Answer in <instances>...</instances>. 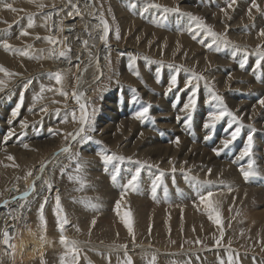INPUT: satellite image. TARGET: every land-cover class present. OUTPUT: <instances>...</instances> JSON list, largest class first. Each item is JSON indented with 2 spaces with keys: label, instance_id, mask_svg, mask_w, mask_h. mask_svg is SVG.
<instances>
[{
  "label": "rangeland",
  "instance_id": "1",
  "mask_svg": "<svg viewBox=\"0 0 264 264\" xmlns=\"http://www.w3.org/2000/svg\"><path fill=\"white\" fill-rule=\"evenodd\" d=\"M24 1V5L18 6V14L14 17L12 23L4 21V24L0 26V42L6 41L8 44L10 42L12 46L11 49L6 51L2 43H0V51L11 57V62L18 65L14 70V68L7 67L0 63V65L6 68L10 73H13L11 76H5L3 72H0V80L5 81V88L8 87L7 85H9L10 81H13V79L15 80L18 77H23L22 72H17L18 69L28 70L27 68L29 67L34 68L43 66L41 64H43L46 51H52L53 48L56 50L58 45L63 44L62 39L67 35L64 31L66 19L62 16L64 12L62 9L64 7L62 5H64L67 0ZM216 1L218 3H216ZM6 2L7 0H0V6H3ZM227 2V0L90 1L92 6L96 8L98 14L103 15L108 20L111 28V35L108 38L110 45L106 49V59L104 60L106 74L101 78L99 77L100 79L95 83L91 93H89L88 106L91 110V115L89 113L91 126L89 127V124H85V131L77 136L75 140H72V129L79 123V117L81 115L77 99L73 95V93H76L75 85L78 82L74 71H70L67 74L60 73L63 77L60 84H57L53 78L54 74L59 73L58 71L51 69V74L45 71L43 73L38 72L35 76L31 75V77L28 76L24 77V79H19L16 85L13 86L14 88L5 92H0V141L3 137H7L6 141H2L3 144L0 145V152L3 153L0 154V204L3 199L7 198L5 194L8 192L10 186L25 182L29 173L33 172L32 170L36 163L44 161V158H47L55 149L66 144V142H70L72 150L65 154L63 164L53 170L52 179L59 187L58 195L60 197V204L65 212L64 215H66L68 219V223L64 226L63 235L69 241L75 240L78 243V264H125L128 257L131 258L132 264H150L154 256L152 251H143L142 253L139 252L137 255L132 256L131 252L124 253V251L120 249L121 247L130 249L129 246L136 242V245L150 243L158 247L157 249L162 254L158 255V260L155 258L154 264H221V261H223L224 264H228L229 255L233 257L236 264H244L245 261H242V259L250 260V264H264V235H262L261 231L255 233L252 228L245 224L242 215L238 213V205L236 206L238 203L225 205L221 198L212 197L219 207L221 215V223L219 225L213 223L208 218L201 204L190 203L182 207L181 205L173 207L172 204L176 203L177 200L179 201V198H181L186 191L188 192V189L184 190L185 192L181 189L184 187L188 188V185L186 183L178 184L175 177L189 173L193 175L195 172L193 170L195 164L185 163L178 168V164L182 162H175L169 170L164 171L162 167L155 165L153 156L146 155L145 157L143 154L130 150L133 145H137L138 150L144 152L149 146L148 139H141V136L131 138L130 130L120 129L118 130V136L121 139L119 141H114L115 131L104 128L107 121L109 122L111 104L117 100V113L118 115L120 114L119 116H121V118L133 117L134 124L137 128L138 126H142L143 128L150 129L156 135L157 141L159 140L161 143L170 144L174 139L176 141L177 137L176 135L174 136L175 133L173 132L178 129L184 132L186 131L184 137L187 142L192 140L190 141L191 144L196 143L197 146L200 145L198 147H216V143H218L219 146L221 145V151H217V153L221 154L217 155L216 153V155H212V157L214 156L213 158L219 162L224 160L225 162H233L232 164H238L239 166H248L244 164H249V161L251 162L254 159L260 163L256 165L252 163L255 171L256 169L258 170L256 172L258 174L252 176L253 178L249 177L250 181L247 179L245 183L251 186L255 184L254 187H261L264 189V172L262 173V171H264V146L259 149H254L253 146L252 152H250L249 155L250 157L245 156L241 159V153L245 149L244 147L247 146L249 133L251 137L254 136L253 138L257 140L260 139L259 141L263 142L261 143L263 145L264 132L256 129L250 124L249 115L245 117V122L241 119H236L238 114L237 112L234 113L232 107H229L230 104L228 102V96L232 97L230 92L233 89L231 86L221 88V85L218 84L217 78L215 77L219 63H215L209 67H203L192 57V50L196 47H199V52H208V54L211 52V55L214 54V57L217 56L216 58L221 55V58L224 59V55L226 58V54L229 52L230 63L232 64H230V67L239 65L241 68L240 65L243 64L244 70L249 69L252 65V50L256 52L258 56L257 59H260V52H264V40L259 44H255L256 46L254 44H252V46L249 45L251 48L243 47V45H240V43L231 36L230 31L232 27L228 30L225 26L226 23H235L237 20L243 18L242 12L239 14H237V12L240 11V5H245V2H249V0H235V3L231 6L232 10L223 18L224 20L222 22L210 20L203 14V9L205 7L210 10H219L222 7L225 8L228 6L229 4L225 5ZM41 5H43V7H40ZM155 5H160V7H155ZM256 5L258 4L256 3ZM118 6L122 7V11L118 9ZM195 6L199 8L195 9ZM177 7L179 8V12L165 11L166 8L172 9ZM251 8L252 10L256 9V13L254 17L251 12L248 13L244 20L249 23H252V21L261 14H264L263 4H259L258 8L253 6H251ZM184 13H191L192 16L200 18L206 27H198L197 22L192 20L189 16L184 15ZM216 14L222 16L224 12H218ZM49 16L51 19H48ZM29 18L34 25L31 28L28 27ZM22 21H24V25ZM76 22L77 26H81V18H77ZM55 24H57L58 28L56 26L54 27ZM22 25L27 28L25 31L29 33L26 35L27 42H25L27 50L23 49L29 52V56H22L19 54L17 49L20 50L22 46L21 48L15 47V41L8 42V40H11L21 30L20 28L23 27ZM208 28L216 33L217 37H221L222 39H217V37L210 35L207 30ZM117 30L119 32V38H117ZM74 31H76V28H74ZM53 33H56V36ZM49 36H51L56 43H49V41L45 39ZM93 36L94 39H89L90 46L83 43L81 48L86 50L94 48L97 37L95 38V33ZM66 40H76V45H79L81 41L80 36L70 37L69 39H65V41ZM225 41L227 43H225ZM150 67H156L157 69H150ZM92 68L96 69V66L93 65ZM263 69L264 60L260 61V67L256 65L253 69L256 73L255 75L258 76V80L261 79L260 81L263 80L264 74L260 72L263 71ZM223 70L228 71L229 69L224 68ZM193 74H195V77H202V79H196ZM173 76L176 77L175 85L171 84ZM42 88L44 89L43 92L41 91ZM61 92L67 95H62ZM130 92H132V97L128 98ZM235 92L237 93V91ZM193 93H195L194 96ZM213 94L222 99L223 105L212 98ZM145 95L147 98H145ZM190 97L196 100V105L194 109L186 110L184 108L185 105L189 103ZM247 98L246 95H238V99L234 98V100L238 102L240 100L250 101ZM128 103L130 104L128 105ZM6 104L9 105V107ZM18 104L20 107L17 115L13 117V112L17 110ZM128 106H136L134 113ZM145 106H149L148 118L143 120L136 119L135 114ZM224 106L233 114L235 119H233V116L225 115L222 119L216 121L214 126H204L206 125L205 120L210 117L209 115L223 110ZM167 107L168 109H166ZM235 110H238V108H235ZM73 112H75V120H73L72 117ZM65 116H67V121H65ZM211 123L212 122L207 125H211ZM24 124L26 126H22ZM179 127H181V129ZM183 127L184 129H182ZM237 128L240 129L239 135L235 140H232V129L234 132ZM50 129L51 131H49ZM203 130L205 132H203ZM209 130H212V133H210ZM190 132L191 134H189ZM3 133H5V135ZM10 133L11 135H9ZM194 133H196L197 138ZM155 135L151 136L154 138ZM170 135L174 136V139L170 140ZM56 136H60L58 141H56ZM226 136L230 137L228 138ZM216 138L219 139L218 142L215 141ZM226 139L232 141L227 147L223 144V141ZM25 145H27V147H25ZM19 151L25 153L35 151L36 159L31 161L32 156L26 155L30 160L23 162L17 157ZM104 155L117 158L122 157L123 159H113L111 162L106 163L102 159ZM9 156L13 157V159H8ZM181 156H183V153L178 152L175 158L179 159ZM164 159H167V157H164ZM240 160L243 161V163ZM78 165L80 166V171H77ZM93 165L98 168L97 171L92 170ZM189 167H191V169ZM117 169H119L118 175L116 172ZM137 169L140 171L137 189H129L126 191L125 185H127L128 180L135 174ZM173 169L175 170L173 171ZM113 175H117L115 181L112 180ZM77 176L83 181V187L75 179H69V177ZM194 176L197 178L196 180L204 182L211 181V183L218 184L220 188H223V186L225 188L226 186L224 183L218 182L223 180L219 176L212 178V176L207 174L205 177L198 172H195ZM202 177L206 179L202 180ZM143 178H145V181ZM257 178L260 179L258 180ZM183 184L184 187L182 186ZM102 185H104L103 195L99 193L100 190L103 189ZM154 185L155 192H153ZM111 186L117 187L118 190H123L119 192V195L127 194V196L136 198L146 196L153 202L160 203V206L166 205V208H149L140 213L139 209H136L133 203L130 202V200H133L132 198L128 197L126 199L122 197V199L119 198L113 201L111 205L112 210L110 211L107 204L108 197L106 189H112ZM146 191L149 192L146 193ZM9 192L12 193L11 191ZM122 192L125 193L122 194ZM164 192H168V194L172 196L170 197L167 193V195L164 194ZM187 192L184 196H187ZM117 201L121 203L120 214L121 212H131L133 210L131 213L133 229L131 234L122 222L121 216L117 214L115 204ZM31 204L34 205V202ZM41 204L44 205L43 198L39 200L38 205L35 207V211L31 213L33 218H31L32 221L28 227L37 239L40 237L38 241H43V245H48V251H44V256L47 257L48 260L47 264H60V257L65 252V245L61 243V232L57 226L55 211L56 197L50 198L47 207L48 210L45 207L43 208L46 224L42 223L40 219ZM127 204L131 205L129 206ZM16 207L17 206H13L12 208L15 209ZM3 209L4 208H0V211ZM137 211H139V213H136ZM189 211H191V213ZM20 212H22V210H20ZM160 214L164 217H162L164 223H162L163 221ZM102 215H107L108 222L106 221V223L110 224V226L104 227L103 224H101L102 222L100 223V219L103 218ZM147 217H149V219ZM144 218H146L145 222L142 221ZM139 220L140 222H138ZM234 227H237V229L235 230ZM35 228L37 229L35 230ZM247 229H249L248 232ZM37 230H39L40 233H38L39 231ZM221 232H223V236H221ZM217 240L220 241L219 244H217ZM233 243L235 245H233ZM86 246H89V248ZM2 247L0 253L5 260L8 251L6 246L4 247L3 245ZM213 248H216L215 251H213ZM213 252L216 254V257L213 259H207L203 256ZM40 263L39 260H35V262L31 264Z\"/></svg>",
  "mask_w": 264,
  "mask_h": 264
},
{
  "label": "bare ground",
  "instance_id": "2",
  "mask_svg": "<svg viewBox=\"0 0 264 264\" xmlns=\"http://www.w3.org/2000/svg\"><path fill=\"white\" fill-rule=\"evenodd\" d=\"M14 1L13 0H7L6 3L12 4L13 8H15L16 10H17V8H18L19 5H24L25 4V1L24 0H19V1H15V2ZM90 1H92V0H67L66 3L64 5H62L65 8V9L62 8L64 10V12L62 13L63 14L62 16H63V18L66 19L65 28L64 27H62V28H64V31L67 33V35L65 37L63 36L64 37L62 39L63 40V44H60V45L57 46L58 48L56 49V52L58 54L59 51H63L65 49H70L71 51H70L69 55H70L71 59L70 60H66V59H64L62 57L57 58L56 56H50L51 51H46V54L44 55L45 57H44V60H43V64H41L43 66H40V67L37 66V67H34V68L29 67V68H27L28 70H26V69H20L22 71H20L18 69L17 72H22V74H23L22 76L23 77H18L15 80L13 79V81H10L9 85H7L8 87H6V88L4 87L5 89L3 91H0V92H5V91H7L9 89L14 88L13 86L16 85V83H17V81L19 79H24V77H28V76L31 77V75L32 76H35V74L38 73V72H40V73L42 72L43 73L45 71V72H49L50 73L51 69H53V70L58 71L61 74H67L70 71H74V74H75V76L77 77V80H78V82L75 85L76 86V95L78 96L80 93H83V96L80 98V103H83L86 106L87 112L90 113L91 110H90V107L88 106V101H89V97H90V94L89 93H91V90L95 86V83H97L98 80L103 75L106 74V69L104 68V63H105L104 60L106 59V49L110 45V42H109V39L108 38L111 35L110 24H109L108 20L103 16L104 20L107 21V23L109 25V33H108V37H107V43H105L102 39H100V37L103 35V24L100 21V16L101 15L98 14V12L96 11V8L94 6H92V4L90 3ZM227 1L228 2L225 5H228L231 2V0H227ZM251 2H252V0H249V2H245V5H243V4L240 5V11L237 12V14H239L240 12H242V16H243L242 19L237 20L235 23H226V25H225L228 28V30L232 27V29L230 31L231 32L230 33L231 36H233L237 40V42L240 43V45H243V47H250L249 45L252 46V44H254V45L255 44H259L260 42H263V40H264V36H262L260 34L262 31H264V14H261L258 17L256 16L257 18H255V19L253 18L254 20L252 21V23L246 22L244 20V19H246V16L248 15V13L251 12V14L253 15V17H254V14L256 13V9H253L252 10V8H251V6H252V3ZM216 3H218V2L216 1ZM255 3H257L258 5L259 4H263L264 5V0H255ZM73 4L76 5L75 8L72 7ZM205 5H206V3H205ZM121 8L122 7L118 6V9L119 10H121ZM194 8L197 9L199 7L195 6ZM231 10H232V7H228V6H226L225 8L222 7L219 10L218 9L210 10L209 8L205 7L203 9V14L206 15L210 20H213L215 22H222L224 20L223 18ZM58 11H59V9H58ZM59 12H55V13H59ZM218 12H224V14L222 16H219L218 14H216ZM17 14H18V10L15 11V12H13L10 9L5 8L4 7V4H3V6H0V26H2L4 24V21L7 22V23H10V22L12 23V21L14 20V17ZM137 14H139V13H137ZM25 18H27V17H25ZM77 18H81V22H82L81 23V26H77V22H76L77 21ZM52 19L54 20V17L53 16H52ZM22 20H23V18H22ZM62 20H64V19H62ZM22 22H23V25H24L25 24L24 21H22ZM55 26L57 27V24H55L54 27ZM74 28H76V31H74ZM20 29L21 30L11 40H8V42L9 41H15V43H16L15 44V47L21 48V46H22V48H21L22 50L21 49L20 50L21 51H24L23 49L27 50L26 49V43H25V42H27L26 41L27 40V37L26 36H22L21 35V32L22 31H25V29H27V28L25 26H23ZM57 33H59V32H57ZM94 33H95V38L97 37L96 40H95V47L92 48V49H90V50H86L84 48H81V45L85 41H87V46H90L89 45V39H91V40L94 39V36H93ZM53 34L55 35L56 33H53ZM17 36H19V37H17ZM75 36H80V40L81 41H80L79 45H76V40H68V41L66 40L65 41V39H69L70 37L72 38V37H75ZM9 44H10V42H9ZM203 51H205V50H203ZM192 54H193L192 55L193 59H195L197 61V63L199 65L203 66V67H209V66L214 65L215 63H219L218 70H217V74H216V76L215 75L214 76L217 78L218 84L221 85L220 87L221 88H227V87L231 86L233 90H231L230 95L232 97L238 99V95L239 96L246 95L248 97L247 99L250 100V101H241L240 100L238 102V101L234 100V98L229 97L227 95L228 96V102L230 104L229 107H232V110H234V113L237 112V114H238V115L235 114V115H237L236 116V119L237 120L238 119H241L242 121L245 122L246 121L245 120V117L249 115L250 124H252L256 129L264 132V105H262L260 103V100H264V76H263V80L262 81H260L261 79L258 80V78H257L258 76L255 75L256 73L253 70L256 67L257 61H258V59H257L258 56H257L256 52L253 51V50L251 51V56H252L251 63H252V65L250 63L251 67L248 66L249 69H247V70H244L243 67L240 68L239 65H235V66H231L230 67V64L231 63H230V53L229 52L227 54L225 53L227 59L225 58V55H224V59H223V58H221V55L218 58H216L217 56L214 57L213 56L214 54L211 55L212 54L211 52H210V54H208V52H206V53L199 52V47H196L195 49H193L192 50ZM20 60H23V59H20ZM38 62H40V61H38ZM0 63L6 65L7 67L14 68V70L18 66L16 63L11 62V57L7 56L5 53H3L1 51H0ZM31 63H33V62H31ZM237 64H238V62H237ZM93 65L96 66V69H93L92 68ZM224 68L229 69V70L228 71H225V70H223ZM150 69H157V68L156 67H150ZM222 70L225 71V72H223ZM260 72H263V74H264V69H263V71H260ZM235 91H237V93ZM246 91H249V92H246ZM131 97H132V92H130V94L128 95V98H131ZM145 98H147L146 95H145ZM241 98H246V97H241ZM13 100H14V98H13ZM80 103H78L79 107H80ZM117 103H118V101L115 100L111 104V114H110L109 122L107 121V124L104 126L105 129H108L110 131H115L114 141H119L121 139L118 136V130H120V129H128V130H130V136H131V138H135L137 136H141L140 137L141 139H143V138L148 139V143H149V146L144 150V152L142 150H138V146L137 145H133L130 148V150H134L135 152H138L140 154H143L145 157H146V155L153 156V159H155V165L156 166L158 165V166L162 167L163 168L162 170H164V171L169 170L170 167L175 162H178V163L179 162H182V163H179V164L177 163L178 164V168H179V166H183L185 163H187V164H189V163L190 164H195V167L194 168L192 167L195 172H198V173L202 174L205 177H206L207 174H209L210 176H212V178L213 177L215 178V177H218L219 176L223 180L222 181H218V182L219 183H224L226 185L225 188H224V186H223V188H220L218 186V184L217 185L214 184V183L208 184V183H204V181L196 180L197 178H195V176H194V173L195 172L193 173V175L191 173L186 174V175H183V176L178 175V177H175L176 180H177V183L178 184H180V183H184L185 184L186 183L188 185V188L184 187V184H183L182 186L184 188H181V189L183 191L186 190V189H188V192L186 191L187 192V196H184V194L186 195V192L184 191L185 193L182 195L181 198H179V201L177 200L176 203H173L172 204L173 207H176V206L178 207L180 205L182 207L183 205H188L190 203L191 204H198L199 205L200 202H199V198H198L197 193L198 192L199 193H204L206 191H212L213 192V197H216V198L219 197V198H221L225 205H229V204H232V203H238V204H236V206L238 205V207H237L238 210H239L238 213H240L242 215L245 224L248 225L250 228H252L255 233H257L258 231L259 232L261 231L262 235H264V189H262L261 187L260 188L254 187L255 184L253 186H251V185H247L245 183V178L242 175L241 168H244L246 170L248 168V166H239L238 164H232L233 162L232 163L231 162L228 163V162H225L223 159H222L223 160L222 162L217 161L216 159L213 158L214 156L212 157V155H214V154L216 155L217 151L220 150V146L221 145L219 146V144L216 143L217 144L216 147H210V148L209 147H205V148L198 147L200 145L197 146L196 143L195 144L194 143L191 144L190 141H192V140H190V141L187 142L186 138L184 137V133L186 131L184 132L183 130H182L183 131L182 132L181 130H178L177 129V131L173 132V133H175L174 136L176 135L177 138H180L179 139V143H176L175 142V139H174V136H171V135H170L169 139L170 140L174 139V140H172V143L170 142V144H165V143H161L159 140H158L159 141L158 142L157 141V138H156V135L150 129L143 128L142 126L141 127L138 126V128H137V126L134 124L135 122H134L133 117L121 118V116H119L120 114L118 115V113H117V108H116ZM129 104L130 103H128V105ZM7 106L9 107V105H7ZM128 107L134 113V111L136 109L135 108L136 106H128ZM197 107H198V105H197ZM214 108H216V107H214ZM235 108H238V110H235ZM166 109H168V107ZM169 112H170V110H169ZM90 115H91V113H90ZM27 117H28V115H27ZM27 117H26V119H27ZM181 118H183V117H181ZM228 119H230V118H228ZM28 122H29V119H28ZM210 122L211 121H210L209 118L205 120L206 125L208 123H210ZM231 122H233V121L231 120ZM20 123H22V122H20ZM4 124H6V123H4ZM204 126H202V127H204ZM80 127H81V124L79 122L72 129L73 136H76V134L80 130ZM184 127L182 129H184ZM179 128L181 129V127H179ZM3 129H4V127H3ZM202 129H204V128H202ZM218 129H219V127H218ZM233 129H234V127H233ZM233 129H232V132H233ZM204 130H203V132H205ZM211 131L209 130L210 133H212ZM203 132H201V133H203ZM3 134L5 135V133H3ZM80 134H82V133H80ZM164 134H166V133H164ZM189 134H191V132ZM203 134H205V133H203ZM151 135H155V137L153 138V136H151ZM194 135L196 137V133H194ZM167 136H169V135H167ZM247 136H248V134H247ZM249 136H250V133H249ZM1 137H2V135H1ZM226 137H228V136H226ZM253 137H252V148H251V150L253 149V146H254V149H259L260 147L264 146V144L263 145L261 144L263 142H260L259 141L260 139L257 140V139H255ZM59 138H60V136H56V141H58ZM192 139H194V138H192ZM220 139H222V138H220ZM2 141L5 142L6 139L3 137L2 140L0 141V145L3 144ZM215 141L218 142L219 139L216 138ZM202 142H203V140H202ZM129 145H130V143H129ZM129 145H127V146H129ZM246 145H248V142H247ZM62 146H60L58 149H55V151L52 152L47 158H44V161H40V162L36 163L34 165V167H33V170H32L33 172L31 173V175H28L27 176V179L25 180V182H23L22 184H19L20 186L19 185H12V186H10L8 192L6 191L7 193L5 194V196H7V198L3 199L1 201V204H0L1 205L0 208H4L3 210L0 211V252H1L2 248H3L2 246L4 245V247L5 246L7 247L8 255H7V258H5V260H4V258L1 256V253H0V264H31V263L35 262V260H39L41 262L40 264H47L48 260H47V257L44 256V254H45L44 251L45 252L48 251V245H43V241H41V242L38 241V239L40 237L37 239L34 236V233L29 230V227L28 226H29V224L32 221L31 218H33V216H32L31 213H33L35 211V207H36V205H38L39 200L41 198H43L44 207L47 209V207L49 205V202H50V198L59 196L58 195V192H59V189L58 188L59 187L55 183V181L52 179V173H53V170L56 167H58V166H60V165L63 164V158L65 157V154L66 153H69L72 150V146H71L70 142H66V144H63ZM241 147H244V146H241ZM63 148H68L69 151H67V152L62 151ZM207 148H209V149H207ZM223 149H224V147H223ZM38 150H40V149H38ZM170 152H171V154H170ZM178 152L179 153H183V156H181V158H179V159L175 158L176 153H178ZM35 153H36L35 151L26 152V153L19 151L17 153V157H18L19 160L25 162L26 160H30L29 158L26 157V155H31L32 156L31 161H33L34 159H36ZM0 154H3V153L0 152ZM219 154H221V153H219ZM252 155H251V158H252ZM164 157H167V159H164ZM241 162L243 163V161H241ZM251 163H253L255 165L256 164H260L257 161H255L254 159L251 161ZM244 165H248V164L246 163ZM42 166H43V171H41ZM260 166H262V165H260ZM160 167H158V168H160ZM133 168H134V166H133ZM137 168H139V167H137ZM182 168H184V167H182ZM189 168L191 169V167H189ZM97 169L98 168L95 165H93V169L92 170L97 171ZM149 170H150V168H149ZM257 171L258 170L256 169V172ZM263 172L264 171H262V173ZM147 175H149V174H147ZM175 176H177V175H175ZM258 176H260V175H258ZM37 177H39V179H37ZM193 178H195V179H193ZM121 179H122V177H121ZM143 179L145 181V178H143ZM205 179H203V177H202V180H205ZM45 181H48V183H45ZM248 181H250V180L248 179ZM33 184L35 185L34 188H33ZM49 184L51 185V187H49ZM118 185H116V186H118ZM177 186H179V185H177ZM102 188L103 189H101L100 192H99L101 195L104 194V185H102ZM164 190H166V189H164ZM177 190H178V188H177ZM9 191H11L12 193H10ZM121 191H123V190H118V188L117 187L115 188L114 186L112 187V189H106L107 197H108L107 204L109 206V210L110 211L112 210L111 209V207H112L111 205H112V203H113L114 200L119 199V198L122 199V197H124L126 199L128 197H130V196H127V194L119 195V192H121ZM26 192L29 193V194L25 198L24 197V193H26ZM147 192H149V191H146V193ZM178 192H180V191H178ZM123 193H125V192H122V194ZM166 193L168 194V192H164V194H166ZM176 195H177V192H176ZM143 197L142 198H140V197L139 198L130 197V198H132L134 200V201L133 200H130V202L133 203V206H135L136 209H139L140 213H142L143 210H146V209H149V208H151V209L152 208H155V207L156 208H166V205L165 206H160L161 205L160 203H155L152 200L148 199L146 196H143ZM154 201H156V200H154ZM33 202H34V205L31 204ZM179 203H181V204H179ZM11 205H13L14 207L15 206H17V207L19 206V207L16 210L17 207L14 209V208H12L13 206H11ZM127 205H129V204H127ZM230 207H232V206H230ZM169 208H171V207H169ZM20 210H22V212H20ZM132 211L130 213H132ZM134 211H136V210H134ZM139 211H137L136 213H139ZM46 212H48V211H46ZM164 212H165V210H164ZM167 212H168V210H167ZM189 212L191 213V211H189ZM193 212H196V211H193ZM158 213H160V212H158ZM121 214H123V213L121 212ZM149 214H150V212H149ZM141 215H140V217H141ZM102 216H103V218L100 219V223L102 222L101 224H103L104 227L110 226V224L106 223V221L108 219L107 215H105V216L102 215ZM149 217H147V218L149 219ZM160 217L162 219L163 216H161V214H160ZM134 218H136V217H134ZM137 218H139V217H137ZM142 221L145 222L146 221V218H144ZM162 221H163V219H162ZM138 222H140V220ZM162 223H164V221ZM191 224H192V222H191ZM237 224H238V222H237ZM198 225H199V221H198ZM30 228L32 229L31 225H30ZM36 229L37 228H35V230ZM236 229H237V227L235 228V230ZM232 230H233V228H232ZM5 231H7L9 233V236H10V240H9V243L8 244H4L3 243V238H4L3 234H4ZM37 231H39V230H37ZM238 231H239V228H238ZM240 231H242V230H240ZM245 231H246V229H245ZM248 231H249V229H247V232ZM38 233H40V231ZM255 236H256V234H255ZM136 243L131 244L129 246L130 249H125V247H121L120 249L122 251H124V253L125 252H131L132 253V256L137 255L139 252L142 253L143 251H148L149 250V251H152V253L154 254V256H155L156 259L159 258L158 255L162 254L157 249L158 247H156L155 245H152L150 243L136 245ZM235 244H236V242H235ZM235 244L233 243V245H235ZM86 247L89 248V246H86ZM98 248H102V247H98ZM237 248H239V247H237ZM215 249L213 251H215ZM200 256H202V255H200ZM203 256H205V258H207V259H213V258L216 257V254H214V252H213L211 254H205ZM242 261H245L244 264H250V260H248V259L247 260L246 259L245 260L242 259Z\"/></svg>",
  "mask_w": 264,
  "mask_h": 264
},
{
  "label": "snow or ice",
  "instance_id": "3",
  "mask_svg": "<svg viewBox=\"0 0 264 264\" xmlns=\"http://www.w3.org/2000/svg\"><path fill=\"white\" fill-rule=\"evenodd\" d=\"M235 3V0H231V2L229 3L228 7H231L232 4ZM252 6L253 7H257L258 5H256L255 0H252ZM4 7L7 9H10L11 11L15 12L17 11L15 8H13L12 4L10 3H5ZM40 7H43V5H41ZM73 8L76 7L75 4L72 5ZM155 7H160V5H155ZM165 11H172V12H179V8H172V9H165ZM184 15L189 16L192 20L197 22V26L201 27V28H205L206 25H204L203 21L200 20V18L192 16L191 13H184ZM48 19H51V17L49 16ZM100 21L103 24V35L100 37V39H102L105 43H107V37H108V33H109V25L107 23V21L104 20L103 15L100 16ZM33 23L30 19L28 27L31 28L33 27ZM209 34L217 37V34L212 32V30L210 28L207 29ZM29 33L27 31H22L21 35L22 36H26ZM262 36H264V31H262L260 33ZM117 38H119V32L117 30ZM45 39H47L49 41V43H56V41L51 37H46ZM217 39H222L221 37H217ZM2 43L3 47L5 48V50H9L11 49V45L8 44L6 41H2L0 42ZM85 45H87V41L84 42ZM225 43H227L225 41ZM19 52L20 55L22 56H29V52L28 51H21V50H17ZM70 49H65L63 51H59L58 54L56 52L55 49H53L50 53V56H56L57 58H64L66 60H70L71 57L69 55L70 53ZM260 59L257 61V67H260V61L264 60V52H260ZM241 67H243V64H241ZM0 72H3L5 76H11L13 75V73H10L6 68H4L2 65H0ZM193 76L195 77V74H193ZM56 81L57 84H60L62 82V75L60 73H56L54 74L53 77ZM196 79H202V77H195ZM176 83V77L173 76L171 79V84L175 85ZM5 81L4 80H0V91L4 90L5 87ZM51 90V89H49ZM41 91L43 92L44 89L42 88ZM62 95H67L66 93L61 92ZM73 95L76 97L77 99V103H80V98L83 96V93H80L78 96L76 95V93H73ZM195 95V93H193V96ZM214 100H217L220 102L221 105H223V101L219 96H216L215 94H213L212 97ZM260 103L262 105H264V100H261ZM196 105V100L194 98L190 97V101L188 104L185 105V109H194ZM20 105H17V110L13 112V116L17 115L18 109H19ZM46 110V109H45ZM80 110H81V115L79 117V122L81 124L80 130L79 132L76 134V136H79L80 133H83L85 131L84 129V125L85 124H89L90 125V120H89V113L86 110V106L83 103H80ZM148 114H149V106H145L142 108V110L138 111L135 114V118L138 120H143V119H147L148 118ZM225 115L228 116H233V114L227 110L226 106L223 107V110L216 112V113H212L209 117L210 121L212 122L211 125H205L206 127L209 126H214L215 122L222 119ZM72 117L73 120L76 119L75 116V112L72 113ZM190 119V117H189ZM233 119H235V117L233 116ZM65 121H67V116H65ZM22 126H26V125H22ZM51 131V129L49 130ZM240 129L237 128L234 132H232L231 137L232 140H235V138L239 135ZM11 135V133L9 134ZM71 135V134H69ZM76 136H72V139L75 140ZM5 139H7V137H5ZM90 139V137H89ZM176 143H179V138L176 139L175 141ZM232 141L231 140H224V146L227 147ZM25 147H27V145H25ZM251 148H252V137L249 136L248 137V145L245 147V149L243 150V152L241 153V159L244 158L245 156H249L250 152H251ZM62 151H69L68 148H63ZM219 154V153H217ZM8 159H13V157L9 156ZM102 159L108 163L111 162L113 159H123L122 157H114V156H108V155H104L102 157ZM175 169H173L174 171ZM41 171H43V166L41 168ZM77 171H80V166L78 165L77 167ZM210 171V170H209ZM117 175L119 173V169L116 170ZM241 172L243 177L245 178V180L249 179V177L255 176L257 173L255 171V169L253 168V165L251 162H249L248 164V168L245 170L244 168H241ZM29 175H31V173H29ZM117 175H113L112 176V180L115 181L117 179ZM140 176V171L139 169H137V171L135 172L134 175L131 176V178L128 180L127 185L125 186V190L127 191L128 189L131 190H136L137 189V181L138 178ZM37 179H39V177H37ZM69 179H75L78 183L81 184V186L83 187V181L81 180L80 177H69ZM195 179V178H193ZM45 183H48V181H45ZM204 183H208L210 184L211 181H207ZM35 187V185L33 184V188ZM49 187H51V185L49 184ZM153 192H155V185L153 187ZM29 193H24V197L26 198L28 196ZM198 198H199V202L201 205H203L205 212L208 215V218L215 224H220L221 223V215H220V211H219V207L218 204L212 199L213 197V192L212 191H206L204 193H197ZM41 214H40V219L41 222L46 224L44 215H43V208L44 205L41 204ZM120 209H121V203L120 201H117L116 203V211L117 214L121 216V220L124 223V225L127 227L129 233L131 234L133 229H132V218H131V213L125 211L122 215L120 214ZM56 216H57V226L61 232V243L65 245V252L63 255H61L60 257V264H78V260H79V248H78V243L75 240L69 241L64 235H63V231H64V226L68 223V219L67 217L64 215V210L60 204V197L57 196L56 197ZM4 238H3V243L4 244H8L9 240H10V236L9 233L7 231L4 232L3 234ZM221 236H223V232H221ZM220 241L217 240V244H219ZM155 262V257H153L152 261L150 262V264H154ZM125 264H132L131 258L128 257L127 260L125 261ZM221 264H224L223 261H221ZM228 264H236V261H234L233 257L231 255H229L228 257Z\"/></svg>",
  "mask_w": 264,
  "mask_h": 264
}]
</instances>
